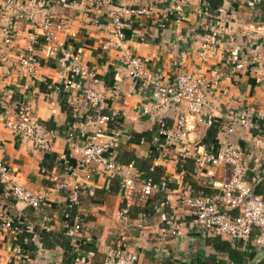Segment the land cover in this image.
<instances>
[{"label": "crops", "instance_id": "0c3cea01", "mask_svg": "<svg viewBox=\"0 0 264 264\" xmlns=\"http://www.w3.org/2000/svg\"><path fill=\"white\" fill-rule=\"evenodd\" d=\"M162 2L121 0V6L150 8L152 15L139 20L127 17L126 41L122 48L109 52H104L102 47L116 43L109 16L111 11H117L116 8L96 10L86 4L59 1L50 10H36L38 17L52 13L62 20L64 29L57 33V41L65 42L81 55L84 63L101 79V90L116 91L109 94L107 101V113L120 115L117 124L108 126L110 129L116 126L121 136L112 158L124 166L133 163L144 177L155 166L154 177L160 182L167 181V189L151 196L141 192L127 194L121 189L119 176L98 173L95 165L80 170L79 182L84 190L79 211L85 222L80 231H75L74 220L67 218L66 197L52 190L55 177L62 179L69 167L77 166L71 137L79 144H86L94 135L93 113L80 91L63 88L59 77L65 70L58 62L54 44L42 45L35 79L19 74L18 58L31 43L29 33L32 29L24 21L16 22L13 44L5 47L2 30L15 19V10L0 0V159L9 164L20 185L33 192H51L47 203L40 210H34L15 201L0 186V222L6 218H20L21 227L34 234L32 241L37 247L29 251L25 248L27 241L21 245V232L5 234L0 237V264L13 263L17 246L24 250L21 264H68L69 250L78 255L75 264H105L110 247L135 253L138 264H232L234 261L226 245L229 242L233 250L243 255L245 264L247 259L248 264H263L264 257L258 253L264 250L243 242L211 237L193 223L188 208L179 200L180 193L188 189L193 195L216 193L215 185L229 177L230 171L212 167L198 169L190 156L180 154L177 145L165 144L160 128L173 130L179 116L186 113L185 108L174 107L156 116L144 114V109H151L153 105L152 89L142 80H134L130 71L121 66L130 55L137 56L143 63L145 76H157L167 83L174 82L180 62L187 71L202 68L209 74L218 70L221 81L208 94L211 108L205 111L207 117L189 116V139L194 144L206 143L212 147L230 141L239 143L253 160L255 172L250 173V182L259 195H264V163L258 168L261 160L251 142V134L255 131L238 129L229 136L224 130L234 116L248 108L255 112L260 127L264 126V84L259 81L264 71L253 66L234 71L232 65L233 59L247 62L253 45L264 54L261 0H224L221 9L227 27L216 40H212L215 17L203 14L207 9L206 0H185L184 17L164 28L161 12L166 4ZM96 20H100V24ZM207 43L215 49L203 56V46ZM21 103L54 130L51 151H35L29 140L16 138L4 127L6 119ZM208 117L215 123L214 136H210ZM144 134H149V139L142 138L139 143L132 141L135 135ZM256 172L260 179L253 182ZM70 184L74 185L75 181L71 180ZM177 223L182 224V234L178 236L170 232ZM42 231L55 236L70 234L69 250L59 244L53 249L46 248L40 238ZM76 247H79L78 253ZM82 247L94 250L87 252L81 250Z\"/></svg>", "mask_w": 264, "mask_h": 264}, {"label": "built area", "instance_id": "2783aa9c", "mask_svg": "<svg viewBox=\"0 0 264 264\" xmlns=\"http://www.w3.org/2000/svg\"><path fill=\"white\" fill-rule=\"evenodd\" d=\"M67 4H86L91 9L116 8L110 13L113 24V35L116 43L103 45L102 50L109 52L111 49L122 48L126 41V18L136 20L142 17H151L152 9H135L121 6V0H59ZM58 0H3V3L15 10V19L10 20L3 28V44L9 48L12 46L16 22L24 21L31 26L29 38L30 45L23 50L18 58L17 70L20 75L35 79L40 65V49L42 45L54 44L55 53L58 54V62L65 72L60 74V81L65 90L76 88L82 93L83 99L93 113L94 135L88 143L79 144L71 137V149L78 158L76 167L66 170V177L54 178L53 192L64 195L68 202L67 218H71L74 211L73 230L80 231L85 222L81 214L83 186L79 182V171L95 165L98 173H109L119 176L121 189L127 194L141 192L144 196H151L154 192L167 189V181L154 183L153 179L136 171L135 165H120L113 158L120 142V132L115 126L110 129V123H118L120 115L117 112L107 113V101L109 94L116 91L101 90V79L97 73L88 67L81 55L74 52L65 42L57 41V33L64 29V23L56 14L47 13L38 17L40 10H50ZM140 1V0H136ZM162 2L161 0H159ZM166 8L161 12V26L166 27L173 21H180L185 15V0H163ZM40 9V10H37ZM38 12H37V11ZM223 9L219 8L214 16L212 28V40H216L227 27V20L222 16ZM202 13V12H200ZM204 15L211 16L204 10ZM100 24V20H96ZM142 42H145L143 39ZM215 48L210 43L203 46V56ZM250 57L247 62L232 60L233 70L239 71L255 67L264 71V54L254 45L249 50ZM123 68L130 71L134 80H142L152 89V108L144 109V114L156 116L161 112L174 107H184L183 113L177 119L173 130L160 128V136L165 144L177 145L183 157L190 156L198 169L212 167L219 170H229L230 176L215 185L216 193L193 195L191 190H183L179 195L180 202L188 208L193 223L211 237H221L237 242L252 245L257 250H264V195L255 193L252 182L247 180L250 173H254L253 160L247 151L237 142L230 141L220 143L212 147L206 143H192L189 139L191 128L189 116L207 117L205 111L211 108L209 92L213 91L221 81L218 70H212L209 74L202 68L187 71L182 62L178 64V73L174 82L167 83L160 77L145 76L143 63L137 56L130 55L123 61ZM264 84V75L259 80ZM1 103V102H0ZM2 107L0 104V115ZM202 120V119H201ZM204 121V120H203ZM209 127L215 123L211 117L206 119ZM4 127L18 139L29 140L35 151L47 153L51 151L55 132L46 123L33 116L31 110L23 103L17 105L14 114L6 119ZM242 129L251 134L252 146L258 151L259 159L264 158V126L260 127L255 112L246 109L231 119L225 125L224 130L229 136ZM130 140V137H128ZM155 166L151 167V171ZM260 175L255 174L253 182H258ZM75 184L71 185L70 181ZM256 184V183H254ZM0 186L4 187L15 201L25 204L34 210H40L50 197L51 192H33L20 185L9 164L0 159ZM92 194V193H91ZM93 195V194H92ZM21 219L6 218L0 222V237L8 233H19L18 226ZM172 235L182 234V224L173 225L170 230ZM75 251L79 252V247ZM91 255V254H89ZM24 250L21 246L15 249V259L12 264H21ZM105 264H138V257L128 249L110 247L107 250ZM234 264V263H232Z\"/></svg>", "mask_w": 264, "mask_h": 264}, {"label": "trees", "instance_id": "16d2710c", "mask_svg": "<svg viewBox=\"0 0 264 264\" xmlns=\"http://www.w3.org/2000/svg\"><path fill=\"white\" fill-rule=\"evenodd\" d=\"M224 0H206V4H207V10L209 11V13L211 14V16H215L217 14V11L219 8H221L223 6ZM261 10L264 14V0H261ZM213 126L211 127V132H210V136H214V134L216 133L215 130H213ZM216 135V134H215ZM142 138H148L149 139V134H144V135H135L134 139H132L133 142L135 143H139L141 141ZM152 158H154V155L152 156ZM146 172V171H145ZM156 172V168L154 171H151V169H149V171H147V176L152 178L154 183H159L160 181L157 180V178L154 177V173ZM247 180L250 182V174L247 177ZM1 190V188H0ZM255 190V189H254ZM256 194H258L255 191ZM259 195V194H258ZM75 215L76 213L73 211L71 214V218L70 220H74L75 219ZM19 227L22 229L21 230V234H20V239H19V243L24 246V243L27 241L28 245H25V248L27 250H31V251H35L37 250L36 246L33 243V236L34 234L29 233L26 228L23 226L21 227V225L19 224ZM70 236V237H69ZM71 235H58L55 236L52 233H48L45 231H42L40 233V238H41V242L44 244V246L48 249H53L55 248L56 245H61L65 248H67V250H69V246H70V242H71ZM229 242V241H228ZM231 242L227 243V249H228V253L231 256L230 258L234 261L235 264H245V260L243 259V255L241 253H238L237 251H235V249L233 250L231 247ZM81 250L84 251H89V250H94L88 247H82ZM69 253L67 254V263L68 264H75L76 260H77V256L76 254H74L72 252V250L68 251ZM248 259H247V264H248Z\"/></svg>", "mask_w": 264, "mask_h": 264}, {"label": "water", "instance_id": "95a60500", "mask_svg": "<svg viewBox=\"0 0 264 264\" xmlns=\"http://www.w3.org/2000/svg\"><path fill=\"white\" fill-rule=\"evenodd\" d=\"M264 163V158L261 159V163L258 165V168L261 169L262 165ZM258 256H261V257H264V251L263 252H260L258 253Z\"/></svg>", "mask_w": 264, "mask_h": 264}, {"label": "rangeland", "instance_id": "374dc122", "mask_svg": "<svg viewBox=\"0 0 264 264\" xmlns=\"http://www.w3.org/2000/svg\"><path fill=\"white\" fill-rule=\"evenodd\" d=\"M263 264H264V262H263Z\"/></svg>", "mask_w": 264, "mask_h": 264}]
</instances>
